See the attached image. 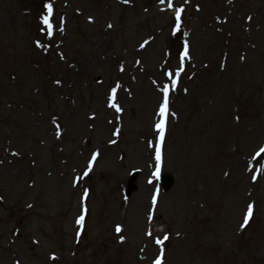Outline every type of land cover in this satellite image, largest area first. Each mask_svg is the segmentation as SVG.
Returning <instances> with one entry per match:
<instances>
[{
	"label": "rangeland",
	"instance_id": "obj_1",
	"mask_svg": "<svg viewBox=\"0 0 264 264\" xmlns=\"http://www.w3.org/2000/svg\"><path fill=\"white\" fill-rule=\"evenodd\" d=\"M172 4L0 0V264H264V0Z\"/></svg>",
	"mask_w": 264,
	"mask_h": 264
},
{
	"label": "snow or ice",
	"instance_id": "obj_2",
	"mask_svg": "<svg viewBox=\"0 0 264 264\" xmlns=\"http://www.w3.org/2000/svg\"><path fill=\"white\" fill-rule=\"evenodd\" d=\"M161 3L164 2V0H160ZM44 7L47 9V15H44L41 17V22L47 26L48 28V34L51 35L52 34V24L50 23V19L49 17L51 16L52 14V5L50 3H47L44 5ZM168 7L171 8L173 7V4H172V0H168ZM182 11V7H178L176 8V21L179 22L180 20V13ZM177 26L178 23H177ZM110 27V25H109ZM143 46V45H142ZM187 55V44H185V52L181 54V59L184 58V56ZM165 75H171L170 73H165ZM176 75H179V71L176 73ZM176 85V80L173 79L172 80V87L174 88ZM117 87H119V85H117ZM161 91L163 92V101L161 102L160 106H159V110H158V115L162 118L160 119L159 121L156 122L155 124V128L160 132L161 134V138H163V131H164V124H165V120L163 119L164 117H166L167 115V112H168V86L165 85ZM111 95L109 97V106L110 107H113L116 109V111H121V109L119 108V106L115 103V93H116V88H113L111 90ZM174 115V114H173ZM259 153H264V147H261L259 152L257 153V155H259ZM95 158V154L93 155V159ZM156 159H157V162H159L160 160V154H159V150H157V155H156ZM91 166V161L89 162V167ZM85 175H87V172H85ZM155 175V173H154ZM253 179L255 180L256 179V176L254 175L253 176ZM151 182V181H150ZM87 194V192H85V195ZM153 203H155V196H153ZM252 205H248V211L247 213L245 214L244 216V222L243 224H241V227H244L247 223H248V220L252 214ZM84 219V216L81 215L80 217L77 218V221L76 223L77 224H80ZM117 232L120 231V226H117ZM79 234V233H78ZM121 239H123V237H121ZM164 239H167V236L164 237ZM158 244L161 243L162 241L160 240H157L156 241ZM52 259H55V257H51ZM154 264H160V260L159 258H157V260L154 262Z\"/></svg>",
	"mask_w": 264,
	"mask_h": 264
},
{
	"label": "water",
	"instance_id": "obj_3",
	"mask_svg": "<svg viewBox=\"0 0 264 264\" xmlns=\"http://www.w3.org/2000/svg\"><path fill=\"white\" fill-rule=\"evenodd\" d=\"M167 183H168V179L166 178L164 179V184H167ZM130 188H132V186Z\"/></svg>",
	"mask_w": 264,
	"mask_h": 264
}]
</instances>
